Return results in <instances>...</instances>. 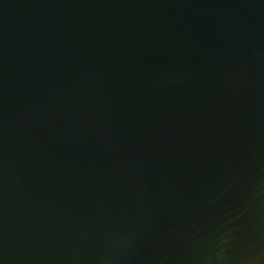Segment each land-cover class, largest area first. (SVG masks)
<instances>
[{
    "label": "water",
    "instance_id": "water-1",
    "mask_svg": "<svg viewBox=\"0 0 264 264\" xmlns=\"http://www.w3.org/2000/svg\"><path fill=\"white\" fill-rule=\"evenodd\" d=\"M0 264H264V0H0Z\"/></svg>",
    "mask_w": 264,
    "mask_h": 264
}]
</instances>
